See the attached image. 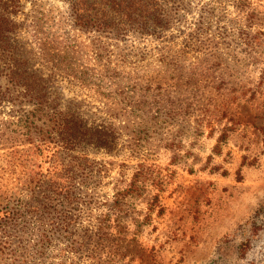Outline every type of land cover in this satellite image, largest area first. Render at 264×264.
Returning <instances> with one entry per match:
<instances>
[{
	"label": "rangeland",
	"instance_id": "rangeland-1",
	"mask_svg": "<svg viewBox=\"0 0 264 264\" xmlns=\"http://www.w3.org/2000/svg\"><path fill=\"white\" fill-rule=\"evenodd\" d=\"M161 5L163 31L118 37L76 27L67 0L18 1L28 68L110 143L75 133L36 160L0 130L1 209L38 170H76L42 219L0 231V264H264V0Z\"/></svg>",
	"mask_w": 264,
	"mask_h": 264
},
{
	"label": "trees",
	"instance_id": "trees-1",
	"mask_svg": "<svg viewBox=\"0 0 264 264\" xmlns=\"http://www.w3.org/2000/svg\"><path fill=\"white\" fill-rule=\"evenodd\" d=\"M18 1L0 0V62L5 67L0 69V82L4 81V85L9 86L0 84V106L4 102H18L29 105L30 108L17 109V121L3 123L4 126H1L0 130L3 133H24L27 136L24 140L32 145L29 159L33 157L36 160L43 156L53 157L54 153L51 152L54 148L75 145V140L80 138L75 136V133H82L81 138L85 144H95L98 137L109 144L108 132L105 129L101 131L98 127L88 125L79 115L76 103L67 101L64 104L61 101L60 96L53 91L49 77L45 78L28 68L31 63L18 49L13 36L17 30L13 17L18 8ZM67 1L70 4L72 19L79 29L95 27L99 33L110 30L113 35L124 37L130 31L117 25L126 22L137 24V32L156 36V31H163L169 26V21L161 15V3L174 6L184 0ZM46 170H38L24 185L25 188L21 192L22 201H18L19 206L0 208V231L7 232L8 229L15 228L19 221L31 217L42 219L44 211L48 210L47 201L51 195L60 199L69 193L76 170L66 173L57 166ZM3 196L4 194L0 193V206L3 204ZM0 247H3L2 243Z\"/></svg>",
	"mask_w": 264,
	"mask_h": 264
}]
</instances>
